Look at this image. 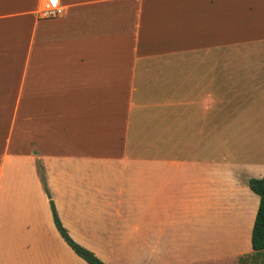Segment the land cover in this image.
<instances>
[{"label": "crops", "instance_id": "0c3cea01", "mask_svg": "<svg viewBox=\"0 0 264 264\" xmlns=\"http://www.w3.org/2000/svg\"><path fill=\"white\" fill-rule=\"evenodd\" d=\"M45 1L0 0V264H88L45 186L105 264H264V0Z\"/></svg>", "mask_w": 264, "mask_h": 264}, {"label": "trees", "instance_id": "16d2710c", "mask_svg": "<svg viewBox=\"0 0 264 264\" xmlns=\"http://www.w3.org/2000/svg\"><path fill=\"white\" fill-rule=\"evenodd\" d=\"M45 184V183H44ZM250 190L259 196V204L255 214L250 244L254 252L264 251V175L260 178H251L248 181ZM45 191L49 198L50 209L52 212L53 223L67 245L88 264H105L93 251L77 243L69 234L66 227L60 220L56 207L51 199L50 193L45 186Z\"/></svg>", "mask_w": 264, "mask_h": 264}, {"label": "rangeland", "instance_id": "374dc122", "mask_svg": "<svg viewBox=\"0 0 264 264\" xmlns=\"http://www.w3.org/2000/svg\"><path fill=\"white\" fill-rule=\"evenodd\" d=\"M222 113L225 114V113H227V111L225 110ZM236 129H241L242 131L245 130L246 135L252 136V142L253 143H255V141L257 139H258V141L261 139V137H260L261 132L258 131L259 128H257V127H251V128L248 127L246 129L236 128ZM249 130H251V132H249ZM261 136H263L261 139V142H262V146L264 147V127H263V134ZM243 241L245 243V245H244L245 249H243L242 255H238L237 258L234 259L230 264H262V262L260 261L261 257L259 255H255L253 253L251 254V253L246 252L247 251V249H246V238H244ZM212 244L214 245L213 246L214 249H216L214 256L209 258L208 254H204L205 252L202 254H200V253L195 254V256H193L194 259H193L192 264H227L229 262V259H230L231 250L234 248L235 245L238 247V245L241 244V240L232 239V238L231 239L221 238V239L212 240ZM250 248L251 247H250V241H249V249ZM218 251H220V252L218 253Z\"/></svg>", "mask_w": 264, "mask_h": 264}, {"label": "built area", "instance_id": "2783aa9c", "mask_svg": "<svg viewBox=\"0 0 264 264\" xmlns=\"http://www.w3.org/2000/svg\"><path fill=\"white\" fill-rule=\"evenodd\" d=\"M62 10L59 0H46L40 10V15L43 17L59 16Z\"/></svg>", "mask_w": 264, "mask_h": 264}]
</instances>
